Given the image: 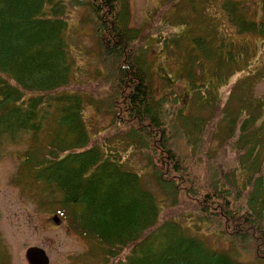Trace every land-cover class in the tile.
I'll return each mask as SVG.
<instances>
[{
	"label": "trees",
	"instance_id": "trees-1",
	"mask_svg": "<svg viewBox=\"0 0 264 264\" xmlns=\"http://www.w3.org/2000/svg\"><path fill=\"white\" fill-rule=\"evenodd\" d=\"M210 1L185 5L184 25L201 26L196 55L185 75L162 76L169 92L159 96L154 30L132 27L128 0H0V144L31 135L21 178L59 191L60 214L107 264H264V94L252 93L264 79V0L256 15L252 0L222 3L244 37L235 42ZM72 31L100 47L89 92H71L91 60L75 53ZM90 114L112 118L115 135L100 139L107 127L93 128ZM181 205L186 224L168 220Z\"/></svg>",
	"mask_w": 264,
	"mask_h": 264
},
{
	"label": "rangeland",
	"instance_id": "rangeland-1",
	"mask_svg": "<svg viewBox=\"0 0 264 264\" xmlns=\"http://www.w3.org/2000/svg\"><path fill=\"white\" fill-rule=\"evenodd\" d=\"M185 1L177 0L175 4L178 2V5L174 7L164 5L166 0H128L132 27L151 26L154 30L151 49L157 55H154L150 61L153 65V87L159 96L169 92L168 85L164 80V78L167 79V74H173L172 76L176 74L185 75L188 68V56L196 55L192 44H195L194 39L198 37L201 26L196 22V31H191L192 27L184 25L182 22L184 19L188 20L186 10L189 8H186L185 5L191 0ZM224 1L226 0L219 2L211 0V14L220 23L218 28L222 25L225 26L224 29H227L232 36V42H235L233 39L240 41L244 37L238 35L237 29L226 24L227 14L222 9ZM259 5L258 0H252L245 3V8L256 15L260 12ZM177 8L181 9L177 10ZM199 14H201V9H199ZM261 18L262 15L259 19ZM171 32L177 35L176 38L184 47L183 49L181 47L179 50L172 48ZM72 35L75 53H87L91 60L88 66H82V72L72 81L71 85L75 88L71 92H89V90L94 89V84H96V80L91 74L95 75L98 70L94 58H98L100 47L89 31H72ZM186 41L188 42L186 43ZM261 60L263 59L261 58ZM169 68L173 72L177 71L171 73ZM105 73L106 71L103 69V74ZM163 75L166 76L163 78ZM197 75L201 77V67H197ZM245 75H247L246 71L237 75L238 79L232 77L230 86L243 79ZM257 82L252 93L256 98H260L264 94V79ZM181 86L178 89H181ZM228 97L229 92L223 91L221 107L228 100ZM90 123L93 128L107 127L103 130L104 133L100 135V139L115 135L114 130H109L112 118L108 116L90 114ZM29 136L31 135L22 134L14 143L3 139L0 144V254L2 255L0 260L3 264H28L25 259L26 250L31 247H41L46 251L50 264H107L104 249H101L95 240L85 238L80 233L70 230L69 221L63 219L61 214L59 215L62 194L59 191L52 192V189L45 188L46 186L42 182L30 184L21 178V159L29 149ZM225 159L232 164L235 161L231 153H227ZM182 206H177L175 209L172 208L169 213L167 212L171 214L167 219L186 224L187 216L184 214ZM53 216H58L61 219L60 225L55 224ZM195 220L194 216L192 221L195 222ZM204 238L213 249L222 247L217 237L206 235ZM127 255V251L122 252L121 261Z\"/></svg>",
	"mask_w": 264,
	"mask_h": 264
},
{
	"label": "water",
	"instance_id": "water-1",
	"mask_svg": "<svg viewBox=\"0 0 264 264\" xmlns=\"http://www.w3.org/2000/svg\"><path fill=\"white\" fill-rule=\"evenodd\" d=\"M57 222V219H54ZM26 258L29 264H49L45 252L39 248L33 247L27 250Z\"/></svg>",
	"mask_w": 264,
	"mask_h": 264
}]
</instances>
